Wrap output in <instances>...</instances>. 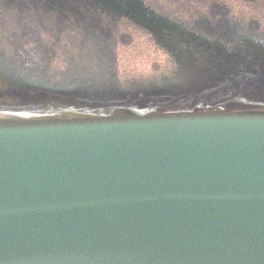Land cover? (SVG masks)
I'll list each match as a JSON object with an SVG mask.
<instances>
[{
  "label": "water",
  "instance_id": "95a60500",
  "mask_svg": "<svg viewBox=\"0 0 264 264\" xmlns=\"http://www.w3.org/2000/svg\"><path fill=\"white\" fill-rule=\"evenodd\" d=\"M192 2L0 0V264H264V30Z\"/></svg>",
  "mask_w": 264,
  "mask_h": 264
},
{
  "label": "flooded vegetation",
  "instance_id": "af4514ba",
  "mask_svg": "<svg viewBox=\"0 0 264 264\" xmlns=\"http://www.w3.org/2000/svg\"><path fill=\"white\" fill-rule=\"evenodd\" d=\"M182 1V0H181ZM200 0H193L192 6L199 5ZM209 8L215 10L216 4H225L229 9L231 15L228 16L232 20H237L239 22L249 23V21L254 20L259 23V25L264 30V0H203ZM178 5V4H177ZM207 6H203V12L208 10ZM208 18L210 17V12L207 14ZM196 17L200 16L199 14L195 15ZM187 17V16H186ZM240 19V20H238Z\"/></svg>",
  "mask_w": 264,
  "mask_h": 264
}]
</instances>
